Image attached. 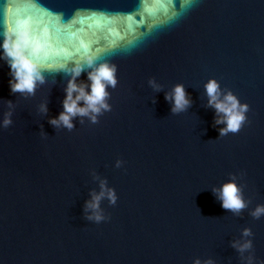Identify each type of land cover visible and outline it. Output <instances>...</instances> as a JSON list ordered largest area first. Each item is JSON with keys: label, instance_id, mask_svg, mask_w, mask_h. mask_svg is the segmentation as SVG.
<instances>
[{"label": "water", "instance_id": "1", "mask_svg": "<svg viewBox=\"0 0 264 264\" xmlns=\"http://www.w3.org/2000/svg\"><path fill=\"white\" fill-rule=\"evenodd\" d=\"M9 24L39 38L44 79L13 92L0 47V264H264V0H0V45ZM104 62L108 107L51 123L71 69L87 85ZM211 79L248 105L239 131L221 135ZM177 84L190 102L173 111Z\"/></svg>", "mask_w": 264, "mask_h": 264}, {"label": "clouds", "instance_id": "2", "mask_svg": "<svg viewBox=\"0 0 264 264\" xmlns=\"http://www.w3.org/2000/svg\"><path fill=\"white\" fill-rule=\"evenodd\" d=\"M8 32L11 35L5 37L2 45L3 56L9 63L10 71L14 77L10 80V87L13 92H28L32 93L35 90L36 82H43L42 66L33 57L41 49L42 45L38 37H33L29 28L20 27L14 33L11 24L8 26ZM94 62L93 56L87 57V63L92 65ZM73 72V78L69 80L66 87V96L63 101L64 109L59 115L53 118L50 122L53 124L63 123L68 128L73 126L72 117L75 115H86L90 111L92 113L100 112L101 108H107L105 103V97L108 95L106 88L108 85H115L116 67L114 64L107 62L99 64L93 71L88 73V79L90 84H78L75 77L79 76L82 71V65L77 63L75 67L71 69ZM206 92L209 96V104L216 108L220 113L224 114L223 123L225 127L220 130L221 135L227 132H237L246 119V112L248 111V105L241 104L239 99L231 92L225 94L223 100L218 99V82L214 79L209 80L206 85ZM73 93H76L73 96ZM169 97L166 94V99ZM171 99L173 101V111H179L184 109L189 100L182 84H177L172 92ZM84 101V105L80 104V101ZM46 110V105L43 106ZM95 120V116L92 117ZM218 123L221 121H217ZM5 125L10 123L8 118L3 121ZM103 193L93 194L92 199L86 203V207L92 209H98L99 200ZM108 196L115 202L114 190L108 191ZM219 198L221 200V206L225 209H230L234 212H239L246 206L243 199L241 189L234 180L225 182L219 190ZM264 214V205H259L254 210V216H260ZM92 218V217H90ZM94 218L99 221L102 216L97 211ZM250 229H245L244 234L248 235ZM234 246L239 247L241 250L249 248L251 241H246L243 244ZM193 264H202L197 258L193 261ZM203 264H213V261L209 260L203 262Z\"/></svg>", "mask_w": 264, "mask_h": 264}]
</instances>
